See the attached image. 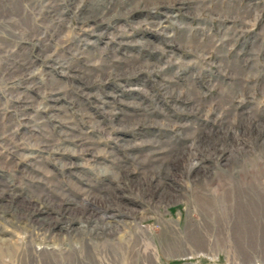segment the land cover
Listing matches in <instances>:
<instances>
[{
  "label": "rangeland",
  "instance_id": "374dc122",
  "mask_svg": "<svg viewBox=\"0 0 264 264\" xmlns=\"http://www.w3.org/2000/svg\"><path fill=\"white\" fill-rule=\"evenodd\" d=\"M0 264H264V0H0Z\"/></svg>",
  "mask_w": 264,
  "mask_h": 264
},
{
  "label": "bare ground",
  "instance_id": "6f19581e",
  "mask_svg": "<svg viewBox=\"0 0 264 264\" xmlns=\"http://www.w3.org/2000/svg\"><path fill=\"white\" fill-rule=\"evenodd\" d=\"M199 203V202H198ZM207 203H208V201H207ZM210 205V204H209ZM6 239V238H5ZM185 247V246H184ZM7 248V247H6Z\"/></svg>",
  "mask_w": 264,
  "mask_h": 264
}]
</instances>
